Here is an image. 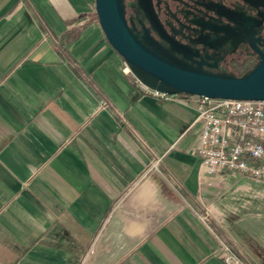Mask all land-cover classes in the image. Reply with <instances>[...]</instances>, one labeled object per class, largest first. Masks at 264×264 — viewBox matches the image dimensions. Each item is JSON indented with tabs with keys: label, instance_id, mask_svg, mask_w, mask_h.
Returning a JSON list of instances; mask_svg holds the SVG:
<instances>
[{
	"label": "crops",
	"instance_id": "0c3cea01",
	"mask_svg": "<svg viewBox=\"0 0 264 264\" xmlns=\"http://www.w3.org/2000/svg\"><path fill=\"white\" fill-rule=\"evenodd\" d=\"M94 11L0 0V264H264L262 182L205 174L194 107L123 73Z\"/></svg>",
	"mask_w": 264,
	"mask_h": 264
},
{
	"label": "flooded vegetation",
	"instance_id": "af4514ba",
	"mask_svg": "<svg viewBox=\"0 0 264 264\" xmlns=\"http://www.w3.org/2000/svg\"><path fill=\"white\" fill-rule=\"evenodd\" d=\"M127 25L186 66L242 76L264 57V0H121Z\"/></svg>",
	"mask_w": 264,
	"mask_h": 264
},
{
	"label": "water",
	"instance_id": "95a60500",
	"mask_svg": "<svg viewBox=\"0 0 264 264\" xmlns=\"http://www.w3.org/2000/svg\"><path fill=\"white\" fill-rule=\"evenodd\" d=\"M98 24L109 46L144 87L169 95L264 101V57L242 76L211 74L186 66L127 25L121 0H94Z\"/></svg>",
	"mask_w": 264,
	"mask_h": 264
},
{
	"label": "built area",
	"instance_id": "2783aa9c",
	"mask_svg": "<svg viewBox=\"0 0 264 264\" xmlns=\"http://www.w3.org/2000/svg\"><path fill=\"white\" fill-rule=\"evenodd\" d=\"M123 73L131 74L125 63ZM140 86L154 98L194 107L193 124L200 130L198 146L191 153L207 176L227 170L233 176L264 182V101L169 95ZM221 246L226 264H246L230 246Z\"/></svg>",
	"mask_w": 264,
	"mask_h": 264
},
{
	"label": "rangeland",
	"instance_id": "374dc122",
	"mask_svg": "<svg viewBox=\"0 0 264 264\" xmlns=\"http://www.w3.org/2000/svg\"><path fill=\"white\" fill-rule=\"evenodd\" d=\"M95 13H96V12L94 11V13H93L94 20H97V19H96V14H95ZM123 68H124V67H123ZM128 74H130V73H128ZM225 171H226V170H225ZM235 178L240 179V178H241V175H240V174H237ZM245 178H246V177H245ZM246 179H248V178H246ZM232 181H234V180H231V179H230V182H232ZM254 185H255V187H256L257 189H259V190H264V182L260 183L259 185L253 184V186H254Z\"/></svg>",
	"mask_w": 264,
	"mask_h": 264
}]
</instances>
